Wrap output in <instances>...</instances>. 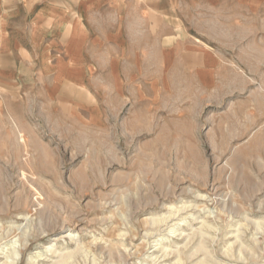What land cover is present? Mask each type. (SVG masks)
<instances>
[{
    "label": "rangeland",
    "instance_id": "374dc122",
    "mask_svg": "<svg viewBox=\"0 0 264 264\" xmlns=\"http://www.w3.org/2000/svg\"><path fill=\"white\" fill-rule=\"evenodd\" d=\"M183 10L83 66L31 34L0 81V264H264V0ZM177 38L205 74L162 65Z\"/></svg>",
    "mask_w": 264,
    "mask_h": 264
},
{
    "label": "crops",
    "instance_id": "0c3cea01",
    "mask_svg": "<svg viewBox=\"0 0 264 264\" xmlns=\"http://www.w3.org/2000/svg\"><path fill=\"white\" fill-rule=\"evenodd\" d=\"M225 2L226 0H0L2 88H15L22 81V58L25 59V53L30 55V49H35L36 42L32 33H44L48 36L45 42L48 50L79 51L82 58L77 60L83 66L86 63L83 56L93 48L89 45L91 36H94L92 42L97 46L105 43L101 36L106 35H112L114 43L117 36L152 33L166 35L169 41V35H175L173 29L178 27L176 23L172 24V20L182 19L185 4L216 8ZM110 27L113 30L108 29ZM179 41L180 38H177L171 44H161L162 65L169 66V56L166 60L164 52L169 51L171 55L175 52L173 65H176L175 60L180 64L184 59L186 66H193L194 60L201 58L205 74L209 68V59L199 51L193 52L186 46L181 47L178 45Z\"/></svg>",
    "mask_w": 264,
    "mask_h": 264
},
{
    "label": "bare ground",
    "instance_id": "6f19581e",
    "mask_svg": "<svg viewBox=\"0 0 264 264\" xmlns=\"http://www.w3.org/2000/svg\"><path fill=\"white\" fill-rule=\"evenodd\" d=\"M186 208H187V207H186ZM255 242H256V241H255ZM239 251H240V250H239ZM199 253H200V252H199ZM240 253H241V252H240ZM12 254H13V253H12ZM10 256L13 257L11 254H7V255H6V258H7V259L5 260V262H4L3 264H8V263L10 262L9 259H8V257H10ZM15 256H16V255H15ZM39 256L41 257V260L44 259V258H42V254L39 255ZM239 257H240V256H239ZM13 258H14V257H13ZM176 262H177V261H176ZM11 263H12V261H11ZM11 263H10V264H11ZM63 263H64V262H63Z\"/></svg>",
    "mask_w": 264,
    "mask_h": 264
}]
</instances>
